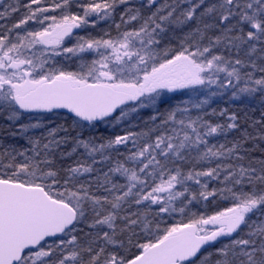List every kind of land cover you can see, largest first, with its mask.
Instances as JSON below:
<instances>
[{
  "label": "snow or ice",
  "instance_id": "1",
  "mask_svg": "<svg viewBox=\"0 0 264 264\" xmlns=\"http://www.w3.org/2000/svg\"><path fill=\"white\" fill-rule=\"evenodd\" d=\"M229 91L264 93V0H0V134L26 141L0 142V264H264V132L228 138Z\"/></svg>",
  "mask_w": 264,
  "mask_h": 264
},
{
  "label": "trees",
  "instance_id": "2",
  "mask_svg": "<svg viewBox=\"0 0 264 264\" xmlns=\"http://www.w3.org/2000/svg\"><path fill=\"white\" fill-rule=\"evenodd\" d=\"M27 2V0H23ZM101 28H107V23H101L97 26L96 29L92 30L93 34H99ZM180 35L179 30H177V36ZM176 41L173 40L172 44L175 46ZM259 75V73H257ZM165 106L163 105L162 108ZM211 108H215L217 110L226 108L229 113H236L240 124V129L236 130L229 134V139L233 138H240L244 132L251 133L255 135L257 132H264V126L261 124H255L253 127L254 121L260 120L262 118V115H264V93H257L255 97L251 100H240V101H228V100H222L217 102L216 104H213ZM150 117V114H148ZM67 117V114L65 113H59L57 115L49 114L47 115V120H50L52 124L55 123H62L65 121ZM215 119V118H214ZM149 119L147 117H141L140 120L137 119V123L139 124V129L144 128L146 126V122ZM28 122L24 121V123ZM47 122V121H46ZM20 123V122H18ZM7 122L3 119V117L0 118V126L6 125ZM104 128H101L100 125H98L97 129L93 131L94 135L97 136H108V134H113V132H104ZM220 142H223V138H218ZM0 142H2L4 145L8 144H15L18 147L26 146V141L21 137H11L6 134H0ZM246 147L251 151V155L259 158L264 159V140H250ZM171 223V221L169 222Z\"/></svg>",
  "mask_w": 264,
  "mask_h": 264
},
{
  "label": "rangeland",
  "instance_id": "3",
  "mask_svg": "<svg viewBox=\"0 0 264 264\" xmlns=\"http://www.w3.org/2000/svg\"><path fill=\"white\" fill-rule=\"evenodd\" d=\"M101 23H106V22H101ZM76 67H77V66H75V68H76ZM75 68H74V69H75ZM258 93H259V92H258ZM256 94H257V93H256ZM256 94H255V95H256ZM168 95H169V96H173L174 94L169 93ZM190 95H191V94H190ZM255 95H254V96H251V97L245 95V96H241V97H239V98H233L232 95H231V92L229 91V92L225 93L224 95H219V96L213 97L212 102H211V106H212L213 104H216V103L219 102V101H222V100H228V101L251 100V99H253V98L255 97ZM181 98H182V99H188L189 97H188L187 95L184 96V97H178V98L175 99V101H173V102H169V104H170V103H176V102H178V100L181 99ZM169 104H165L164 106H165V107H168ZM149 111H151V113H152V109H142V110L140 111V113H138V114H134V115L130 118V120H129L128 122H126L122 127L117 128V129L109 128V127H107V126H105V125H103V124H101L100 127H101V128H104L105 130H103V131L106 132V133H108V132H113V131H114V133H117V132H123V131L126 130V129H128V130L138 131V129H139V124L136 122L137 119L140 120L142 116H143V117H147V118L149 119L148 114H146V113L149 112ZM150 115H151V114H150ZM0 118H1V117H0ZM28 118H29V117L23 116V117L21 118V121H19V122L27 121ZM108 135H112V133H111V134H108Z\"/></svg>",
  "mask_w": 264,
  "mask_h": 264
},
{
  "label": "flooded vegetation",
  "instance_id": "4",
  "mask_svg": "<svg viewBox=\"0 0 264 264\" xmlns=\"http://www.w3.org/2000/svg\"><path fill=\"white\" fill-rule=\"evenodd\" d=\"M21 3H26L25 1H23V0H21ZM81 34H83V33H81ZM75 41L74 40H72V38H68L67 40H66V46H71V44L72 43H74ZM77 63H78V61L74 58L72 61H70V62H66V65L65 66H68V67H70L71 69H73L74 70V68H75V66H77ZM173 101H175V99L174 100H172V101H169V102H173ZM165 105V104H164ZM163 106V105H162ZM146 114H152L151 113V111H149V112H147ZM24 116H29L28 114H25Z\"/></svg>",
  "mask_w": 264,
  "mask_h": 264
},
{
  "label": "water",
  "instance_id": "5",
  "mask_svg": "<svg viewBox=\"0 0 264 264\" xmlns=\"http://www.w3.org/2000/svg\"><path fill=\"white\" fill-rule=\"evenodd\" d=\"M60 112H64V113H66V110H60Z\"/></svg>",
  "mask_w": 264,
  "mask_h": 264
}]
</instances>
